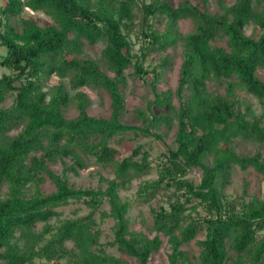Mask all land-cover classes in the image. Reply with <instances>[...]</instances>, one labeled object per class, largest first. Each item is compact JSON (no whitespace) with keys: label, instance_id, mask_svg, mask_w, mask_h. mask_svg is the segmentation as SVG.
<instances>
[{"label":"trees","instance_id":"trees-1","mask_svg":"<svg viewBox=\"0 0 264 264\" xmlns=\"http://www.w3.org/2000/svg\"><path fill=\"white\" fill-rule=\"evenodd\" d=\"M216 1L217 14L207 11L206 0H200L201 6L193 0H179L175 6L168 0H5L0 5V47L5 50L0 66L7 70L0 77L2 264H124L100 245L95 213L113 222L109 246L136 264H155L150 257L159 251L160 239L129 230L131 205L119 197L133 179L149 174L148 154L137 141L118 159L111 142L139 137L161 141L157 130L161 125L170 129L174 122V147L160 154L157 178L140 183L136 191L143 203L161 192L168 197L167 209L160 207L152 215L154 232L169 245L168 264H184L187 256L180 247L199 234L198 264H245L243 258L248 264H264V198L234 207L223 190L234 167L251 168L264 181V156H239L231 147L234 140L264 144V81L256 76L264 70V0H233L230 5ZM24 10L42 13L51 24L41 27L23 19ZM12 19L19 21V32ZM182 20L192 25L184 38L177 31ZM154 23H163V28ZM249 26L260 32L256 38L245 36ZM136 28L143 41L138 55L129 39ZM179 42L182 58L175 91H154L147 109L154 106L159 113L145 116L137 111L142 126L123 124L120 86L125 72L132 69L131 76L143 80L149 75L153 85L161 75L157 69H165L168 62L163 59L146 70L144 60ZM95 44L102 45L97 59L83 53L84 45ZM52 77L58 83L45 90ZM208 81L224 83L225 95L210 92ZM83 89L105 91L107 118L87 114L90 102ZM236 90L257 100L259 117L249 119V109L240 110ZM9 96L12 102L4 107ZM70 103L77 115L68 119L64 110ZM91 158L112 169L105 189H76L65 174L48 168L69 159L68 169L76 173ZM194 169L200 172L197 184L186 178ZM46 179L54 187L49 194L39 189ZM72 203L88 213L60 220L57 209ZM104 204L107 211L101 209ZM52 219L60 221L50 225ZM38 224L43 225L36 232Z\"/></svg>","mask_w":264,"mask_h":264},{"label":"rangeland","instance_id":"rangeland-1","mask_svg":"<svg viewBox=\"0 0 264 264\" xmlns=\"http://www.w3.org/2000/svg\"><path fill=\"white\" fill-rule=\"evenodd\" d=\"M148 1V0H147ZM173 6L177 4L179 0H168ZM199 6H201L200 0H193ZM225 4H232L233 0H223ZM5 0H0V5L4 4ZM205 8L210 14H217V1L216 0H206ZM139 15V13H137ZM22 18L28 19L35 24L43 27L50 25L51 22L46 18L42 13H33L28 10H24L22 13ZM11 25L16 29L17 32L20 31L19 21L17 19L11 20ZM136 23L139 24V19L137 18ZM154 27L158 30L163 28V23H154ZM192 25L188 20H182L177 23L178 34L184 38L187 34L190 33ZM259 31L253 26H249L244 30L245 36L257 37ZM139 28H136L130 34V41L132 44V52L135 54H140V47L143 43L142 38H140ZM217 45L224 46L222 41H217ZM102 49L101 44L95 45H84L83 53L93 59L99 58L100 51ZM181 52H182V43L179 42L176 47L169 48L165 52L161 53H151L143 62V68L146 70H151L163 60L166 59L168 65L165 69L157 71L161 72V75L156 83L151 84V77L148 75L146 78L139 79L137 77L131 76L132 69H128L125 72V81L120 86V92L123 97V110L121 113V122L123 124L142 126V120L139 119L136 115V112L148 116L150 112L158 114L159 110L154 106H150V111L147 107L149 103L154 99V91L156 93H163L166 91H175L177 87V82L179 78V69L181 64ZM5 50L3 47H0V60L2 55H4ZM7 73V70L0 66V77ZM256 76L264 81V70H258ZM58 79L52 77L45 84V90L50 88L53 85L58 83ZM64 82V81H63ZM154 86L155 88H153ZM207 88L210 92H217L221 95H225V84L216 83L213 81L207 82ZM89 99V106L86 108V112L90 116L107 118L110 113V101L105 93L102 90H90L83 89ZM236 95L240 104V110L245 111L246 108L249 109L250 117H259L261 114V107L259 106L257 100L251 95L247 94L244 91L236 90ZM173 105L174 107L178 106L177 99L174 95ZM12 102L11 96L7 97L4 107H8ZM77 115V110L74 107V103H70L68 107L64 110V116L68 119H71ZM175 122L173 123L170 129H167L164 125H161L157 130V133L162 136L161 141L153 139V137H139L135 138L133 141H124L118 142L117 139H114L111 142V145L117 150L116 157L122 159L127 156L131 150L136 145L138 141L143 149L148 154V159L151 163V170L148 175L143 176L139 179H133L130 184L119 191V197L121 200H126L130 202V210L127 214V219L129 222V230L136 233H141L148 238H153L157 236L161 241V247L159 251L153 254L150 257V261L155 264H168L167 254L170 252L169 245L167 240L160 234L154 232L152 228V215L153 212L157 211L160 207L167 209V195L160 193L155 198L149 200L146 203L138 201L136 197V191L138 185L144 181H154L157 178V169L158 163L160 161V154L163 153L166 147H174V133H175ZM15 133V132H14ZM232 150L235 154L239 156L244 155H254L256 153L264 156V144L250 143L244 140H234L231 143ZM210 158L208 163L210 164ZM72 165V161L69 159H64L63 162H56L54 164H48V168L56 174L62 175L65 174L68 183L76 189H105L106 181L113 177L112 169L110 167L102 166L95 163L94 159L85 160V168L77 169L76 173L68 169ZM187 179L192 180L194 183L200 181V172L197 169L191 170L188 172ZM39 189L43 194H49L54 190L53 185L45 180L44 183L39 185ZM224 194L226 196L227 203L234 207H239L242 202H248L255 199L264 198V181L262 177L256 173L253 169L248 168L245 171H241L238 168L234 167L230 169L229 175L224 182L223 186ZM5 191V188L2 189V192ZM169 193V192H168ZM102 211H107L108 207L106 204L102 206ZM60 214V220L63 219H73L76 217L85 216L88 213V210L85 209L79 203H72L65 207H60L57 209ZM198 214L203 215L200 209H198ZM99 213H95L94 219L96 220V227L99 229V243L102 245L106 253L113 255L123 261L124 264H136L132 258H129L123 254H120L114 247L109 246V242L112 240V225L113 222L110 219L99 218ZM56 219H52L49 222L50 225L58 224ZM43 224H38L36 227V232L42 228ZM264 235V231L260 234ZM203 238L202 234H199L195 240H200ZM195 240L191 241L187 245L180 247V250L186 253L187 261L184 264H198L196 257L198 256L199 249L195 244ZM71 244H68L67 247L70 248ZM233 254V253H232ZM245 264H248L243 258ZM0 264H2L0 262Z\"/></svg>","mask_w":264,"mask_h":264}]
</instances>
